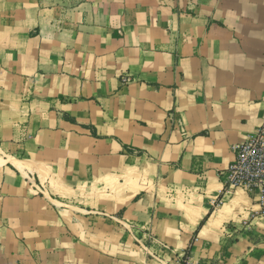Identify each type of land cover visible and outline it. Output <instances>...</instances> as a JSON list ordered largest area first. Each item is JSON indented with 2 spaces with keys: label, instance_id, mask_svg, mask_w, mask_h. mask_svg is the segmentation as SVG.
<instances>
[{
  "label": "crops",
  "instance_id": "0c3cea01",
  "mask_svg": "<svg viewBox=\"0 0 264 264\" xmlns=\"http://www.w3.org/2000/svg\"><path fill=\"white\" fill-rule=\"evenodd\" d=\"M262 126L264 0H0V264H264Z\"/></svg>",
  "mask_w": 264,
  "mask_h": 264
},
{
  "label": "built area",
  "instance_id": "2783aa9c",
  "mask_svg": "<svg viewBox=\"0 0 264 264\" xmlns=\"http://www.w3.org/2000/svg\"><path fill=\"white\" fill-rule=\"evenodd\" d=\"M236 157L222 172L226 192L243 189L259 196L264 213V126L234 147Z\"/></svg>",
  "mask_w": 264,
  "mask_h": 264
},
{
  "label": "bare ground",
  "instance_id": "6f19581e",
  "mask_svg": "<svg viewBox=\"0 0 264 264\" xmlns=\"http://www.w3.org/2000/svg\"><path fill=\"white\" fill-rule=\"evenodd\" d=\"M13 162L21 167H25V166H30L28 162H24V161H19L16 159H13Z\"/></svg>",
  "mask_w": 264,
  "mask_h": 264
}]
</instances>
